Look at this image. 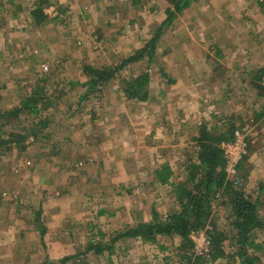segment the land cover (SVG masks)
Here are the masks:
<instances>
[{
  "label": "rangeland",
  "instance_id": "1",
  "mask_svg": "<svg viewBox=\"0 0 264 264\" xmlns=\"http://www.w3.org/2000/svg\"><path fill=\"white\" fill-rule=\"evenodd\" d=\"M39 6L48 22L35 26L30 12ZM168 7V0H0V113L18 107L36 84L47 99L45 128L24 114L0 121V138L9 130L38 133L22 149L0 146V264H193L181 259L176 238L118 240L100 255L85 250L150 221L152 210L165 217L177 209L171 187L156 184L153 172L168 164L172 182H184L203 123H230L242 139L238 150L226 149L242 155L228 179L238 177L245 189L264 181V99L254 80L264 67V0H197L164 29L151 62L87 90L83 65L113 66L132 55ZM145 71L149 99L127 100L121 79ZM219 202L211 203L210 223L228 232V209ZM48 216L70 219L75 235L49 245L38 226ZM28 219L38 220L30 228ZM206 230L190 235L198 254L209 251ZM255 238L264 264V232ZM12 243L23 247L20 255L6 256ZM224 253L213 264H238L231 249Z\"/></svg>",
  "mask_w": 264,
  "mask_h": 264
},
{
  "label": "trees",
  "instance_id": "2",
  "mask_svg": "<svg viewBox=\"0 0 264 264\" xmlns=\"http://www.w3.org/2000/svg\"><path fill=\"white\" fill-rule=\"evenodd\" d=\"M196 1L168 0L170 7L165 10V19L151 39L142 48L135 50L132 55L123 58L117 65L102 68L83 65L81 72L86 76L84 83L87 90L104 87L129 65L145 58L151 62L164 29ZM30 16L35 26H42L48 22V17L41 6L32 10ZM254 80L257 94L264 99V67L256 71ZM120 82L121 91L127 100L146 102L149 99L150 75L148 72L121 79ZM46 104L45 89L40 84H36L34 89L20 100L18 107L0 113V121L8 120L9 122L24 114L31 117V120L38 121L41 128H45L46 121L41 119L40 115ZM198 131V135L194 138L197 149L196 161L187 165L184 182H172L173 170L168 164L161 165L153 172L156 184L171 187L177 209L165 217L159 215L156 210H152L150 221L125 227L123 231L115 233L109 243L102 241L96 244L89 243L85 253L93 251L100 255L104 251L111 252L118 240L132 239L144 244H155L159 237H165L179 239L178 249L185 251L181 259H185L187 263H216L219 259L227 258L224 252L228 247L232 251L228 257L238 264H261L258 252L262 247L256 241L255 235L260 231L264 232V181H257L254 188L245 189L238 177L233 181L228 179L222 146L233 143L235 140L236 129L232 124H225L222 128L215 126L209 128L203 123L199 125ZM29 135L36 139L38 133L9 130L0 138V146H7L8 149L13 146L22 149ZM218 200L220 206L228 209L226 217L227 227L230 228L228 232L210 223L211 203ZM38 224L42 227L40 221ZM206 227H208L207 230ZM199 230H206L209 240L207 253L198 254L193 250L190 235ZM40 233L43 236L44 229ZM101 237L104 236L101 235ZM67 259L64 258L61 264ZM40 264L47 263L43 261Z\"/></svg>",
  "mask_w": 264,
  "mask_h": 264
},
{
  "label": "crops",
  "instance_id": "3",
  "mask_svg": "<svg viewBox=\"0 0 264 264\" xmlns=\"http://www.w3.org/2000/svg\"><path fill=\"white\" fill-rule=\"evenodd\" d=\"M193 3H195V2H193ZM191 6H192V4H191ZM25 207L28 208V206L24 205V206H22V209L25 210ZM55 215H56V213H55ZM15 220L17 221L16 217H15ZM28 221H29V223H27V224L30 225V228L32 227L31 225H36L34 220L30 221L28 219ZM40 223L42 224V227H43V229L45 231L44 236L48 237V240L50 242L49 245L51 244L52 247L58 246V244L56 243V242H58L57 240L62 241V240L65 239V235H69V233H73L74 234V231H75L74 230L75 229V227H74L75 223L72 222L70 219H66L64 217L61 218L60 216H56L53 219H51L50 216H48L47 218L46 217L45 218H41L40 219ZM18 224H20V226ZM17 226H18V230H15V232H17V235L19 237H22L23 236L22 234H26V232H27L26 227H25V225L23 226L21 221H19V220L16 223V227ZM13 234H14V231H13ZM77 235H79V234H77ZM5 248L7 249V251L5 252L6 256H8L12 252H13V255L17 254V253H19V255H20L21 251H23V247H22V250L19 251V248L14 243H12L11 245H6ZM64 251H65L64 247H62L59 250V252H61V254H63V255L65 254ZM38 253H39L38 251L35 252V254H37V255H38Z\"/></svg>",
  "mask_w": 264,
  "mask_h": 264
},
{
  "label": "built area",
  "instance_id": "4",
  "mask_svg": "<svg viewBox=\"0 0 264 264\" xmlns=\"http://www.w3.org/2000/svg\"><path fill=\"white\" fill-rule=\"evenodd\" d=\"M239 136L240 135L238 134V132L235 131V140H234L233 144L229 143V144L222 146L223 155L225 158V172H226L227 176L235 173V169L237 168L242 155H240V158L238 155L232 156L231 153L226 152V149H232V148H234V145H236L235 147L238 150L239 149L238 145L240 144V140H242ZM241 144H242V142H241ZM242 153H243V151H242ZM207 243H208V241H207Z\"/></svg>",
  "mask_w": 264,
  "mask_h": 264
}]
</instances>
